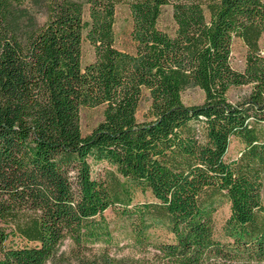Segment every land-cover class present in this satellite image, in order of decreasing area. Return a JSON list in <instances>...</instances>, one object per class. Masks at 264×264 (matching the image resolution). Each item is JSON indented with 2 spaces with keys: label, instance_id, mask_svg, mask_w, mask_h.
<instances>
[{
  "label": "trees",
  "instance_id": "obj_1",
  "mask_svg": "<svg viewBox=\"0 0 264 264\" xmlns=\"http://www.w3.org/2000/svg\"><path fill=\"white\" fill-rule=\"evenodd\" d=\"M119 3L129 50L114 43ZM166 4L172 33L158 26ZM263 34L264 0H0V264H45L64 240L74 264H264ZM83 40L93 58L81 64ZM191 85L203 99L184 103ZM238 85L247 92L231 101ZM100 104L82 133L79 108ZM231 136L241 146L226 158ZM102 160L107 179L92 172ZM134 188L152 199L131 204ZM218 198L225 239L213 230ZM115 203L143 256L109 253L103 210Z\"/></svg>",
  "mask_w": 264,
  "mask_h": 264
},
{
  "label": "rangeland",
  "instance_id": "obj_2",
  "mask_svg": "<svg viewBox=\"0 0 264 264\" xmlns=\"http://www.w3.org/2000/svg\"><path fill=\"white\" fill-rule=\"evenodd\" d=\"M29 5L30 10L33 12L37 21L41 22L44 18L43 9L39 5H32L30 2H26ZM113 33L115 34V45L122 49H132V40L130 37L129 29L131 24V18L129 15V9L125 3H119L116 5L114 13ZM158 26L162 27L166 31L172 33L174 28V22L171 16V6L169 4L163 5L159 14ZM260 43L264 49V34L260 39ZM230 61L234 68L241 69L244 64L243 56L245 52V46L241 40L236 36L233 37L231 42ZM81 64L93 58V50L90 44L83 40L81 46ZM248 89L247 85L231 86L227 90L228 98L231 101H236L240 98ZM181 99L184 103L199 102L203 99V92L197 85H191L183 88L181 91ZM149 103L148 94L143 92V95L138 102L136 108V116L138 119H145L148 115L147 105ZM101 104L96 106H81L79 108V127L82 133L90 130L93 125L102 117ZM228 147L225 151L226 158H233L238 153L241 146V142L231 136ZM111 166L104 160L101 162H94L92 164V172L100 178H108V174L104 172L105 169H109ZM261 198L264 202V185L261 189ZM152 199L150 192L141 191L138 188H134L132 192L131 204L134 202L149 201ZM122 205L113 204L103 210L105 217L109 221L111 233L113 234V240L115 244L109 246V253L118 259L130 260L136 257H141L143 252L137 246L131 243L130 233V220L122 215ZM228 213V202L223 198H218L217 206L213 212V230L214 235L219 239H225L221 225ZM150 235L154 239H164L165 235L162 227H155L149 229ZM68 240H64L57 255L51 260H47L45 264H74V260L70 258L68 249ZM229 264H253L247 262H229Z\"/></svg>",
  "mask_w": 264,
  "mask_h": 264
}]
</instances>
